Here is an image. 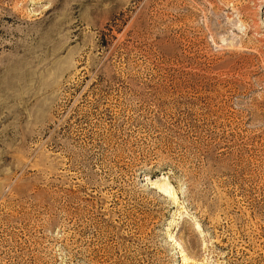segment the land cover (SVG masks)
Returning a JSON list of instances; mask_svg holds the SVG:
<instances>
[{
  "label": "rangeland",
  "instance_id": "374dc122",
  "mask_svg": "<svg viewBox=\"0 0 264 264\" xmlns=\"http://www.w3.org/2000/svg\"><path fill=\"white\" fill-rule=\"evenodd\" d=\"M0 264H264V0H0Z\"/></svg>",
  "mask_w": 264,
  "mask_h": 264
},
{
  "label": "bare ground",
  "instance_id": "6f19581e",
  "mask_svg": "<svg viewBox=\"0 0 264 264\" xmlns=\"http://www.w3.org/2000/svg\"><path fill=\"white\" fill-rule=\"evenodd\" d=\"M160 190H161V189H160ZM162 193H163L164 195H167L166 192H165L164 190H162Z\"/></svg>",
  "mask_w": 264,
  "mask_h": 264
}]
</instances>
